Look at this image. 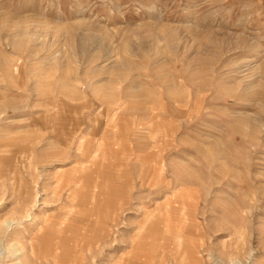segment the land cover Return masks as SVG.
I'll return each mask as SVG.
<instances>
[{"label":"rangeland","instance_id":"374dc122","mask_svg":"<svg viewBox=\"0 0 264 264\" xmlns=\"http://www.w3.org/2000/svg\"><path fill=\"white\" fill-rule=\"evenodd\" d=\"M184 260L264 264V0H0V264Z\"/></svg>","mask_w":264,"mask_h":264},{"label":"bare ground","instance_id":"6f19581e","mask_svg":"<svg viewBox=\"0 0 264 264\" xmlns=\"http://www.w3.org/2000/svg\"><path fill=\"white\" fill-rule=\"evenodd\" d=\"M182 262H183V261H182ZM185 262H187V261H185V260H184V262H183V263H185ZM187 263H188V264H191L190 262H187ZM120 264H122V262H121Z\"/></svg>","mask_w":264,"mask_h":264}]
</instances>
